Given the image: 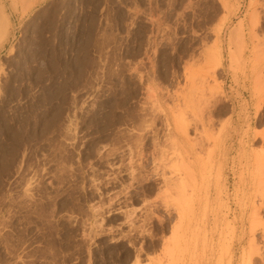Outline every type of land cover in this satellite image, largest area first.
Returning <instances> with one entry per match:
<instances>
[{"label":"rangeland","instance_id":"1","mask_svg":"<svg viewBox=\"0 0 264 264\" xmlns=\"http://www.w3.org/2000/svg\"><path fill=\"white\" fill-rule=\"evenodd\" d=\"M263 61L264 0H0V264H264Z\"/></svg>","mask_w":264,"mask_h":264},{"label":"bare ground","instance_id":"2","mask_svg":"<svg viewBox=\"0 0 264 264\" xmlns=\"http://www.w3.org/2000/svg\"><path fill=\"white\" fill-rule=\"evenodd\" d=\"M226 2H228V0H223V4H225V8H226ZM227 11H228V9H227ZM250 17V16H249ZM229 18V17H228ZM247 21H245V22H243L240 26L241 27H239V31H238V29H237V32H236V34L237 35H240V37H242V39L244 40V41H247V38H248V35L249 36H251L252 35V31H253V27H254V25H255V20H254V17H252V18H249V19H246ZM230 22V21H229ZM227 27H229V26H227ZM226 27V25H224V27L222 28V29H220V31H219V33H218V38L219 39H222V38H224L223 36V33H224V29L225 28H227ZM234 37H237L236 35L234 36ZM239 37V36H238ZM238 38L239 40H237V41H240L241 40V38ZM250 38V37H249ZM252 38V37H251ZM223 40V39H222ZM247 42H250V41H247ZM246 42V43H247ZM264 62V61H263ZM260 65V64H259ZM264 67V65L262 64V68ZM260 68V67H259ZM258 68V69H259ZM261 69V68H260ZM259 69V70H260ZM261 71V70H260ZM260 71H259V73H257V74H259L258 75V77L257 78H261V76L263 75V73L261 74L260 73ZM262 72V71H261ZM261 74V75H260ZM261 79H263V78H261ZM260 79V80H261ZM260 83H262V81H260ZM260 85V84H259ZM259 87V86H258ZM257 91H259V90H257ZM256 91V92H257ZM263 90H260L259 92H258V95H259V97L262 99L263 97H264V91L262 92ZM255 93V92H254ZM256 94V93H255ZM257 95V96H258ZM258 99V98H257ZM261 101V100H260ZM262 102V101H261ZM261 102H259L258 104L259 105H262V104H260ZM257 104V105H258ZM259 108V107H258ZM263 203L261 204V207H260V209L258 210V211H251L252 212V214H251V217H250V219H251V221H252V223H251V229H250V231H249V233H250V237L252 238L250 241L252 242V243H254V235H255V233H256V231H257V229H258V225L259 224H261L260 222H258V219H257V217L258 216H260V215H262L263 213H264V191H263ZM249 219V220H250ZM242 223H245V220L243 219V221H242ZM238 227V226H237ZM261 230H262V234H263V237H264V225L263 226H261ZM236 242V241H235ZM237 245H238V243H237ZM237 245L236 244H234V249H236V247H237ZM255 252V251H254Z\"/></svg>","mask_w":264,"mask_h":264}]
</instances>
